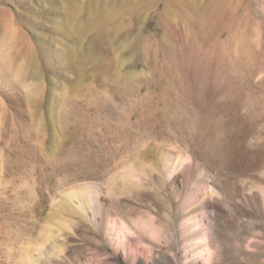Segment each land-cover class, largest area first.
<instances>
[{
  "label": "rangeland",
  "instance_id": "1",
  "mask_svg": "<svg viewBox=\"0 0 264 264\" xmlns=\"http://www.w3.org/2000/svg\"><path fill=\"white\" fill-rule=\"evenodd\" d=\"M181 154L207 264H264V0H0V264H199Z\"/></svg>",
  "mask_w": 264,
  "mask_h": 264
},
{
  "label": "bare ground",
  "instance_id": "2",
  "mask_svg": "<svg viewBox=\"0 0 264 264\" xmlns=\"http://www.w3.org/2000/svg\"><path fill=\"white\" fill-rule=\"evenodd\" d=\"M167 160H164L166 164L165 174L167 178L171 181L174 179V177H176L178 179L177 181L182 184L183 189L184 187H188L187 195L184 199V207H187L186 211L188 213L183 223L185 225L184 227H186L187 230L193 229L196 232H203L200 234L201 236H195V241H191L190 244L191 246L195 247V251H197V255L195 257L198 258L197 260L198 262H200L199 264H207V261H209V257L211 254V249L209 247L210 239H208L209 237L207 236L208 234L205 231L206 229H203L204 223L202 221L203 219H200V216L203 215V213L207 212V209L210 208V206L212 205L210 202L211 197H209L206 192V190L209 189L208 184L206 181L200 182L198 181L199 179L197 180L196 178L190 177L189 170L191 169V166L194 163L191 158L181 154L178 155L174 160ZM92 192L94 193V196L93 194H91ZM92 192L90 193L91 195H85V197L80 202L87 204V207L89 209L87 211L90 213H95L96 215L94 216L97 217L102 215L101 225L104 227V232L109 235L110 240L114 242V245L116 247L120 248L123 251L125 244L128 243V246L131 247L128 252L129 257H136V255H138L136 247H133L132 244L130 245V237L135 235V232H133L134 230L132 231V227H130L126 217L116 212L117 210L113 205V200L108 199V201L106 200V198L102 199L103 197L101 194L98 196L99 192L97 193V191L95 190H93ZM95 194L97 195V197ZM95 197L96 208L93 209L90 205ZM106 201L107 204L105 203ZM110 208L113 209V214L109 212ZM205 215V218L209 217V215ZM139 225L137 227H139ZM140 227L146 230L150 237H154L155 232L152 231L147 225Z\"/></svg>",
  "mask_w": 264,
  "mask_h": 264
}]
</instances>
